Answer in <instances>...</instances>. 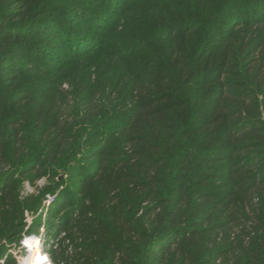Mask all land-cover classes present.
Returning <instances> with one entry per match:
<instances>
[{
    "label": "trees",
    "instance_id": "16d2710c",
    "mask_svg": "<svg viewBox=\"0 0 264 264\" xmlns=\"http://www.w3.org/2000/svg\"><path fill=\"white\" fill-rule=\"evenodd\" d=\"M59 191L55 264H264V0H1L0 264Z\"/></svg>",
    "mask_w": 264,
    "mask_h": 264
},
{
    "label": "rangeland",
    "instance_id": "374dc122",
    "mask_svg": "<svg viewBox=\"0 0 264 264\" xmlns=\"http://www.w3.org/2000/svg\"><path fill=\"white\" fill-rule=\"evenodd\" d=\"M5 1L7 2L9 0H5ZM5 25L6 24H4L3 27ZM67 87L68 85L65 84L64 88L67 89ZM60 178H63V177L61 176ZM48 183L49 181L47 180L46 177H42L38 179L35 183H32L29 180H26L24 182L23 188L20 193L21 198L25 199L30 196L38 195ZM61 190L62 188L60 189V191ZM60 191L56 194H52V193L45 194L46 197L44 196L45 200L43 201V205H44L43 210H40L38 213H35V214L32 212L26 213L27 224L25 226V232L22 233V236L20 239V246L15 247V244H13L14 247L11 246L12 249L9 250L11 254L13 255L12 258L16 262V264H21V262L26 258L25 256L29 255L28 253H30V251L33 250V245L38 244L37 242L33 240L32 245L30 243L29 246H27L28 240L34 239V238H28L31 235H40L42 237L43 241H40V242H42L41 244H43L44 246L45 253H47V255L49 256L51 264H55L54 261L52 260L49 250L50 248L56 249L58 243L60 244L67 234L65 230L62 228L61 219L55 214H53L54 213L53 211H57L58 215L62 212V210L64 211L63 208L62 210L59 208L60 209L59 210L57 209V206H53ZM49 196H54L55 199L52 203L46 204ZM39 216H41V221H40V224L37 225L36 218ZM55 216L58 218H56ZM37 229L39 233H34V232L30 234L28 233V231L37 230ZM66 242L68 243V241ZM23 257L25 258L22 260Z\"/></svg>",
    "mask_w": 264,
    "mask_h": 264
},
{
    "label": "bare ground",
    "instance_id": "6f19581e",
    "mask_svg": "<svg viewBox=\"0 0 264 264\" xmlns=\"http://www.w3.org/2000/svg\"><path fill=\"white\" fill-rule=\"evenodd\" d=\"M35 242L38 244L33 245V250L28 253L29 255L26 256L21 264H51L49 256L45 255V251H42V242H38L37 240Z\"/></svg>",
    "mask_w": 264,
    "mask_h": 264
},
{
    "label": "built area",
    "instance_id": "2783aa9c",
    "mask_svg": "<svg viewBox=\"0 0 264 264\" xmlns=\"http://www.w3.org/2000/svg\"><path fill=\"white\" fill-rule=\"evenodd\" d=\"M54 199H55L54 196H49V197H48V200H47V202H46V204H47V203H48V204L52 203V202L54 201ZM28 238H34V239L38 238V239H37L38 242L43 241V240H42V237H41L40 235H31V236L28 237ZM41 248H42V251H45L43 244L41 245ZM46 254H47V253H45V255H46Z\"/></svg>",
    "mask_w": 264,
    "mask_h": 264
}]
</instances>
